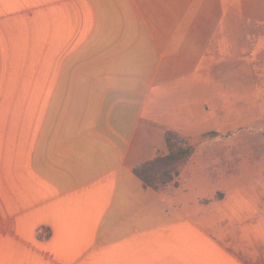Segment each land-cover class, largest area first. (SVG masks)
Wrapping results in <instances>:
<instances>
[{
  "label": "crops",
  "instance_id": "1",
  "mask_svg": "<svg viewBox=\"0 0 264 264\" xmlns=\"http://www.w3.org/2000/svg\"><path fill=\"white\" fill-rule=\"evenodd\" d=\"M261 25L264 0H0V264H264V176L199 204L192 166L161 192L133 172L158 116L262 72Z\"/></svg>",
  "mask_w": 264,
  "mask_h": 264
},
{
  "label": "rangeland",
  "instance_id": "2",
  "mask_svg": "<svg viewBox=\"0 0 264 264\" xmlns=\"http://www.w3.org/2000/svg\"><path fill=\"white\" fill-rule=\"evenodd\" d=\"M261 30L264 34V25H261ZM255 54L259 56L258 59L253 63H246L245 68L254 64L257 72H262L250 73L248 69L247 72L230 74L231 85H241L226 92L224 104L206 103L200 106L202 112H199L198 119L195 115L194 121L176 114L171 117L158 116L155 120V127L166 129L163 137L164 147H155L149 160L169 152L165 140L167 131L176 134L180 146L189 147L192 153L177 166L178 176L174 181L178 184L177 178L185 180L190 176L188 171L185 172L186 167L192 166L198 171L199 178L207 184L199 186L206 188V192L198 199L199 204L220 200L224 190L222 184H225V181L244 184L250 179L264 176V37ZM152 101L146 106L144 120L151 118L150 110L153 112L155 108ZM203 108H206L208 114H204ZM181 129L183 130L177 131ZM144 143L147 149L148 141ZM175 147L177 148V144ZM174 181L154 191L170 190V185L171 188L175 186ZM220 181L222 184L219 185ZM250 186L254 192L257 191L256 186Z\"/></svg>",
  "mask_w": 264,
  "mask_h": 264
},
{
  "label": "trees",
  "instance_id": "3",
  "mask_svg": "<svg viewBox=\"0 0 264 264\" xmlns=\"http://www.w3.org/2000/svg\"><path fill=\"white\" fill-rule=\"evenodd\" d=\"M176 139V134L167 131L165 140L169 152L166 155L148 160L133 169L134 174L143 182L145 187L158 190L174 181V178L178 176L177 166L192 152L189 147H181ZM175 144H177V148Z\"/></svg>",
  "mask_w": 264,
  "mask_h": 264
}]
</instances>
